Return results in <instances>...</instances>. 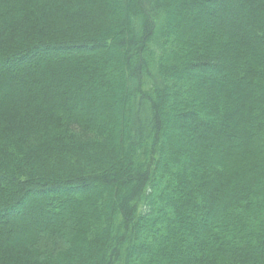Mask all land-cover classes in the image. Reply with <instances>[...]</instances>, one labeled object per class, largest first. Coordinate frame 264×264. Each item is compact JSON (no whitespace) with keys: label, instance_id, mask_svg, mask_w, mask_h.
<instances>
[{"label":"trees","instance_id":"obj_1","mask_svg":"<svg viewBox=\"0 0 264 264\" xmlns=\"http://www.w3.org/2000/svg\"><path fill=\"white\" fill-rule=\"evenodd\" d=\"M24 64L0 264H264V0H0Z\"/></svg>","mask_w":264,"mask_h":264},{"label":"rangeland","instance_id":"obj_2","mask_svg":"<svg viewBox=\"0 0 264 264\" xmlns=\"http://www.w3.org/2000/svg\"><path fill=\"white\" fill-rule=\"evenodd\" d=\"M119 9V10H118ZM121 10H124V8L123 7H121V5H119L118 6V8H117V11H121ZM228 13V11H225L224 13H223V15H226ZM119 14V13H118ZM161 25H162V23H160ZM160 24H157L158 26L160 25ZM48 59H50L49 61H50V63H54V64H56L57 63V61H58V56H50ZM22 67H24V68H22ZM25 64L24 65H22V66H12V70H10V71H7V70H5V69H0V75L1 74H8V73H14L15 72V74H18L19 76H22L24 73H22V72H19V71H21V70H19V69H25ZM19 72V73H18ZM215 74V73H214ZM214 74H211V76H213ZM213 79V78H212ZM212 79L210 80L209 78H207V79H203V80H201L204 84L205 83H207V82H211L212 81ZM27 86L25 85V86H21V88H22V90L19 92V93H22L21 95L19 94V93H17L16 94V97H17V99H20V98H22V96H27L25 93L23 94V92L24 91H27V88H26ZM33 90V89H32ZM7 90H6V88L4 87V89H2V90H0V95H2V94H4L5 96H7V92H6ZM27 93V92H26ZM29 96H30V94H29ZM92 109V108H91ZM184 134V131H182V132H180L179 134ZM175 137H173V139H174ZM13 213H16V212H13ZM14 218H16V217H14ZM13 219V218H12ZM12 219H10V224H13V226L15 227V228H17L16 227V225H15V221H14V219L12 220ZM12 220V221H11ZM3 222V227H4V229L5 230H8V229H10V226H7L6 224H4L5 223V221L3 220V219H0V224ZM18 226V225H17ZM14 231H15V229H14ZM33 235V234H32ZM24 238H25V235L23 236Z\"/></svg>","mask_w":264,"mask_h":264}]
</instances>
